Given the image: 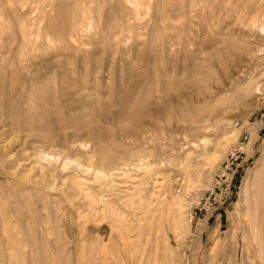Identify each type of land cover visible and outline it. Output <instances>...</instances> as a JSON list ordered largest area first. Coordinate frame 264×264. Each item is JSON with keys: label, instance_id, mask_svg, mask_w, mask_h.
<instances>
[{"label": "rangeland", "instance_id": "rangeland-1", "mask_svg": "<svg viewBox=\"0 0 264 264\" xmlns=\"http://www.w3.org/2000/svg\"><path fill=\"white\" fill-rule=\"evenodd\" d=\"M126 3L0 0V264L255 259L243 198L262 169L264 189V0ZM49 145L90 169L53 170L36 155Z\"/></svg>", "mask_w": 264, "mask_h": 264}, {"label": "bare ground", "instance_id": "bare-ground-1", "mask_svg": "<svg viewBox=\"0 0 264 264\" xmlns=\"http://www.w3.org/2000/svg\"><path fill=\"white\" fill-rule=\"evenodd\" d=\"M40 1V0H39ZM93 1V0H92ZM127 3L129 4H143L142 1L143 0H125ZM238 1V0H237ZM2 2V1H1ZM155 2V1H154ZM93 3V2H92ZM126 3V4H127ZM70 4V3H69ZM133 4V5H134ZM125 5V4H124ZM123 5V6H124ZM155 5V4H154ZM244 5H247V1L244 2H239L238 5H235V9L237 10H240L242 7L244 9ZM2 6V5H1ZM114 6L116 7L114 10L115 12L116 11H119V4L116 3L114 4ZM118 6V8H117ZM126 6V5H125ZM241 7L240 9L237 7ZM85 7V6H84ZM151 7V6H150ZM165 7V6H164ZM251 7V6H250ZM125 9V7H123ZM190 8V6H189ZM42 9V8H41ZM250 8H248L249 10ZM264 6L263 8L261 9L260 12L264 11ZM163 10V9H162ZM137 11V10H136ZM247 11V10H246ZM89 12V11H88ZM82 13V12H81ZM87 13V12H86ZM117 13V12H116ZM114 13V14H116ZM131 13V12H130ZM46 14V12H45ZM120 14V13H118ZM259 14V12H258ZM123 15V14H122ZM46 16V15H45ZM76 16V15H75ZM57 17V15H56ZM77 17V16H76ZM79 17V16H78ZM82 17V16H81ZM59 18V17H58ZM126 18V16H125ZM73 19V18H72ZM75 19V18H74ZM73 19V24L76 23V20ZM90 19V18H89ZM116 19V18H115ZM129 19V18H128ZM103 20V19H102ZM122 20V19H121ZM156 20V19H155ZM119 21V20H118ZM257 21V20H256ZM259 21V20H258ZM78 22H80L78 20ZM157 22V21H156ZM97 24V23H96ZM263 24V23H262ZM264 25V24H263ZM69 27V26H68ZM21 28V27H20ZM71 28H75V25H71L70 26V29ZM23 28H21V32L24 33V31L22 30ZM61 31V30H60ZM69 31V28L68 29H64L62 30V33L61 34H58V33H55L56 37L58 36V40L60 39H64V37L67 35ZM82 32V31H81ZM25 34V33H24ZM23 34V36H24ZM62 34H64V37L62 36ZM71 38V37H70ZM0 40H1V37H0ZM201 42V40H200ZM16 50V49H15ZM264 50V49H263ZM2 53V52H1ZM235 59V58H234ZM1 60V59H0ZM242 60V59H241ZM240 60V61H241ZM239 63V62H238ZM214 64L208 60H202L198 65H197V69L195 71V75H194V79L197 78V81L199 82V84H203L206 82V78H209V76H211V67L213 66ZM241 65V64H240ZM229 68V67H228ZM230 70V69H229ZM244 71V70H237L235 73H234V70H230L228 72V76L233 78L235 77L234 75L236 74L237 75H240L241 72ZM132 82V81H131ZM198 84V83H197ZM131 86V85H130ZM192 88V87H191ZM18 104V103H17ZM3 106V105H2ZM4 107V106H3ZM3 109V108H2ZM19 115V114H18ZM4 116V115H3ZM5 117V116H4ZM2 118V117H1ZM1 120H4V119H1ZM224 122V121H223ZM218 123V121H217ZM19 124V122H18ZM14 126V124H13ZM15 127V126H14ZM210 127V126H209ZM13 128V127H12ZM193 130L195 131H204L206 128H207V122L204 121V119H201L199 118V121H196L194 122V125L192 127ZM20 129H18L19 131ZM6 131V129H5ZM20 132V131H19ZM233 133H227V134H224L223 136H221L220 138H218L219 140H221V138L223 137H232ZM32 135V134H31ZM21 137V136H20ZM200 142L203 143V145L205 146V144H210L211 143V140L208 139V138H202L200 137ZM217 142V141H216ZM219 143V141L217 142V144ZM222 144V142H221ZM51 147V145H49ZM118 146V145H117ZM217 146V145H216ZM215 146V147H216ZM39 150H37V157L40 158L41 160L45 161L47 166L51 167L53 170L54 168L57 167L58 164L60 165H63V166H67V165H70V164H74L75 166H77L79 169H85V170H89L90 169V164H84L78 160H75V159H68L67 156L64 155V151L60 150V151H57V150H54L53 147H51L48 151L44 149V147L40 146L38 147ZM62 148V147H61ZM61 152L63 154H61ZM105 154H108V153H105ZM104 159V158H103ZM126 165H132V163H123V166H126ZM116 165L114 167H112L110 170H114V169H119L120 167ZM35 166L31 167V168H34ZM263 170V169H262ZM262 170L258 173H254L253 176H252V181L248 184H245L244 185V190H245V195H244V198H243V202L245 204V214L244 216L248 217V226H247V232H248V237H249V240H250V247L252 249V251H254V255H255V259L254 261H250L249 264H264V244H263V241H264V237L262 236L260 230H261V227H262V222H261V219L260 217L263 216V219H264V196H263V192L261 187H260V184L261 182L259 181L261 179V176H262ZM91 171V170H90ZM109 172L103 168L102 166L101 167H97L95 168V177L96 178H99V179H102V177H105L107 176ZM112 173V172H111ZM111 176V175H110ZM251 186H253L251 188ZM252 189L249 192H246L247 189ZM87 192V191H86ZM89 193V192H88ZM110 194V193H109ZM110 204V203H109ZM263 212V213H262ZM178 215V214H177ZM116 218V217H114ZM116 220V219H115ZM184 221V220H183ZM186 221V220H185ZM183 223H186V222H183ZM186 225H188L186 223ZM188 227V226H187ZM184 228V227H183ZM186 228V226H185ZM188 229V228H187Z\"/></svg>", "mask_w": 264, "mask_h": 264}, {"label": "built area", "instance_id": "built-area-1", "mask_svg": "<svg viewBox=\"0 0 264 264\" xmlns=\"http://www.w3.org/2000/svg\"><path fill=\"white\" fill-rule=\"evenodd\" d=\"M236 125H237V123H236ZM176 192H177V193L180 192V188H179V187L176 188Z\"/></svg>", "mask_w": 264, "mask_h": 264}, {"label": "crops", "instance_id": "crops-1", "mask_svg": "<svg viewBox=\"0 0 264 264\" xmlns=\"http://www.w3.org/2000/svg\"><path fill=\"white\" fill-rule=\"evenodd\" d=\"M200 201H201V199H200ZM200 201H199V202H200Z\"/></svg>", "mask_w": 264, "mask_h": 264}]
</instances>
